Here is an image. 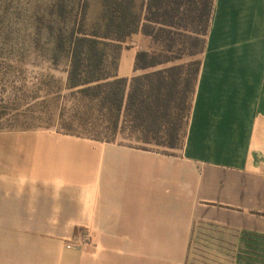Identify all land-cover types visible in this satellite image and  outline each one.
I'll return each instance as SVG.
<instances>
[{"label": "crops", "instance_id": "obj_1", "mask_svg": "<svg viewBox=\"0 0 264 264\" xmlns=\"http://www.w3.org/2000/svg\"><path fill=\"white\" fill-rule=\"evenodd\" d=\"M127 40L116 75L131 79L147 40ZM200 62L179 154L4 143L0 264H189L198 231L217 264H242L243 234L264 237V0H214ZM83 233L76 249L62 238Z\"/></svg>", "mask_w": 264, "mask_h": 264}, {"label": "trees", "instance_id": "obj_2", "mask_svg": "<svg viewBox=\"0 0 264 264\" xmlns=\"http://www.w3.org/2000/svg\"><path fill=\"white\" fill-rule=\"evenodd\" d=\"M102 6L101 21L91 33L82 28L69 42L61 36L52 44L54 52L68 51L67 87L88 103L84 115L93 125L90 129L82 127L84 131L71 125L64 128L65 134L117 143L129 130L134 136L142 135L138 139L146 144L177 149L188 124L201 62L175 65L132 79L119 78L116 72H107L106 47L142 33L174 55L157 61L148 52H139L135 71L156 69L184 56L196 57L205 49L214 0H147L142 12L137 10L136 0H102ZM87 11L88 2L84 0L83 18Z\"/></svg>", "mask_w": 264, "mask_h": 264}, {"label": "rangeland", "instance_id": "obj_3", "mask_svg": "<svg viewBox=\"0 0 264 264\" xmlns=\"http://www.w3.org/2000/svg\"><path fill=\"white\" fill-rule=\"evenodd\" d=\"M86 1L88 11L83 18L84 0H0V149H5L4 143L19 142L24 145L27 141H21V138L28 135L50 139L63 136L80 138L65 134L64 128L71 125L77 131H84L82 127L92 128L90 119L84 115V106L88 103L81 101L67 87L70 65L68 51H52V44L59 37L63 36L69 42L73 33L82 28L91 33L95 24L101 21L102 0ZM146 2L136 0L137 10L142 12ZM145 39L146 43L143 41L140 44V52H148L157 61L174 57L150 37L145 36ZM128 49L130 44L127 39L108 44V73L117 72L119 58L123 50ZM200 59L201 54L196 57L184 56L156 69L137 71L135 76L175 65L187 66ZM142 137L134 136L127 130L124 137L117 139V143L166 154H179L185 134L177 149L154 143L146 144L138 139ZM210 226L204 224L199 228L207 229ZM201 234L209 235V231H198L195 235L189 264H217L216 252L211 253L208 247L212 243L209 241L211 237ZM62 238L73 245V249L92 243V237L86 233ZM241 242L242 264H264V237L243 234ZM204 245L206 249H203Z\"/></svg>", "mask_w": 264, "mask_h": 264}]
</instances>
